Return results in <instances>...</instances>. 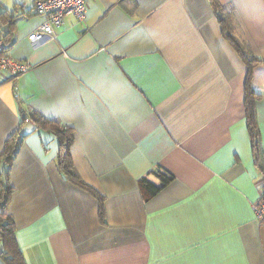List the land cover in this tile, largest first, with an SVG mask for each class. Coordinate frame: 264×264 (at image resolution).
<instances>
[{"label": "crops", "instance_id": "crops-1", "mask_svg": "<svg viewBox=\"0 0 264 264\" xmlns=\"http://www.w3.org/2000/svg\"><path fill=\"white\" fill-rule=\"evenodd\" d=\"M33 1L0 0L5 48L32 64L0 75V153L22 135L6 182L24 263L264 264L253 210L264 192V0H214L218 11L213 0H87L83 19L28 40L42 21ZM220 16L259 60L248 110L247 66ZM30 112L68 131L88 189L59 170L58 133L22 121ZM157 169L173 179L144 199L138 181L158 185Z\"/></svg>", "mask_w": 264, "mask_h": 264}, {"label": "trees", "instance_id": "trees-1", "mask_svg": "<svg viewBox=\"0 0 264 264\" xmlns=\"http://www.w3.org/2000/svg\"><path fill=\"white\" fill-rule=\"evenodd\" d=\"M211 3L214 10L218 11L219 7L217 2L213 0ZM225 19L226 24L223 28V36L232 45V47L240 55L243 62L247 66V74L244 89L246 93V109L248 110L249 105H252V99L255 97L253 89L250 85L252 69L259 62V60L254 58L253 55L250 54L248 46L245 42H241L237 38H234V36H232L227 31V22H230V17L227 16V18ZM225 19H221L220 16V21H223ZM26 118L32 119V121L36 125H50L54 129V131L58 133L60 139V147H62V152L60 153V157L58 159L59 170L64 175H66V177L72 182H75L76 184L87 188V186L80 181L70 161L68 145L70 144L71 139L68 134V131L64 127L57 126L52 121L45 120L41 116H38L33 112H30L29 116H22V121ZM249 131L253 140L254 152H256L257 148L255 144V139L257 136V132L255 131V126L252 124V122H250ZM21 136L22 135L19 131H16L10 136H8L4 142L3 150L0 153V160L3 163V168L0 169V258L4 262V264H25L22 252L17 244L16 237L14 234L13 219L7 211L11 187L6 182L7 169L11 165L18 151V147L21 143ZM154 174L159 182L158 185L153 184L146 177H142L138 181V187L142 192L144 199L151 198L154 194L160 191L161 188L166 186L173 179V176L170 173L162 169H157Z\"/></svg>", "mask_w": 264, "mask_h": 264}, {"label": "built area", "instance_id": "built-area-1", "mask_svg": "<svg viewBox=\"0 0 264 264\" xmlns=\"http://www.w3.org/2000/svg\"><path fill=\"white\" fill-rule=\"evenodd\" d=\"M87 9V0H34L32 11L42 16L40 24L27 36L28 40L53 37L63 23L66 15L83 19ZM32 67L26 60L12 58L0 37V75L15 79ZM255 218L259 225H264V192L253 204Z\"/></svg>", "mask_w": 264, "mask_h": 264}, {"label": "rangeland", "instance_id": "rangeland-1", "mask_svg": "<svg viewBox=\"0 0 264 264\" xmlns=\"http://www.w3.org/2000/svg\"><path fill=\"white\" fill-rule=\"evenodd\" d=\"M237 36V35H236ZM238 38V37H237ZM238 39H240V38H238ZM241 40V39H240Z\"/></svg>", "mask_w": 264, "mask_h": 264}]
</instances>
